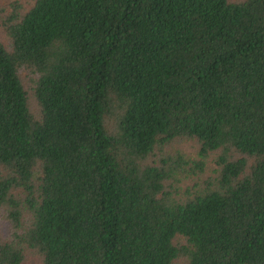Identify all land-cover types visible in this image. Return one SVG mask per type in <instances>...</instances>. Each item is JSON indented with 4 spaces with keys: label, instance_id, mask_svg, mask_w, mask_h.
<instances>
[{
    "label": "trees",
    "instance_id": "trees-1",
    "mask_svg": "<svg viewBox=\"0 0 264 264\" xmlns=\"http://www.w3.org/2000/svg\"><path fill=\"white\" fill-rule=\"evenodd\" d=\"M0 6V264H264V0Z\"/></svg>",
    "mask_w": 264,
    "mask_h": 264
},
{
    "label": "rangeland",
    "instance_id": "rangeland-1",
    "mask_svg": "<svg viewBox=\"0 0 264 264\" xmlns=\"http://www.w3.org/2000/svg\"><path fill=\"white\" fill-rule=\"evenodd\" d=\"M11 1H20L23 3L26 0H0V6L4 9H7V11H10L9 7H11ZM10 225V222L7 220L6 216H4L3 210L0 209V230L3 236H7L10 229ZM23 264H39V260L33 254L28 252Z\"/></svg>",
    "mask_w": 264,
    "mask_h": 264
}]
</instances>
